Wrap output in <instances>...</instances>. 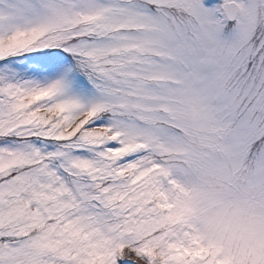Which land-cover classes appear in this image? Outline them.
Wrapping results in <instances>:
<instances>
[{"label": "snow or ice", "instance_id": "6c2138e0", "mask_svg": "<svg viewBox=\"0 0 264 264\" xmlns=\"http://www.w3.org/2000/svg\"><path fill=\"white\" fill-rule=\"evenodd\" d=\"M0 264H264V0H0Z\"/></svg>", "mask_w": 264, "mask_h": 264}]
</instances>
